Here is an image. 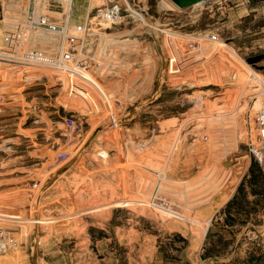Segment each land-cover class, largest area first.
Masks as SVG:
<instances>
[{
  "label": "rangeland",
  "instance_id": "374dc122",
  "mask_svg": "<svg viewBox=\"0 0 264 264\" xmlns=\"http://www.w3.org/2000/svg\"><path fill=\"white\" fill-rule=\"evenodd\" d=\"M104 3L73 0L70 26ZM129 4L121 22L69 28L74 43L42 29L23 41L9 21H25L28 1L12 2L18 16L0 5V264H150L158 244L164 262L214 261L230 242L208 236L210 210L241 177L235 210H264L248 151L264 104V0ZM70 47L89 66L28 54ZM248 222L243 242L264 253Z\"/></svg>",
  "mask_w": 264,
  "mask_h": 264
},
{
  "label": "built area",
  "instance_id": "2783aa9c",
  "mask_svg": "<svg viewBox=\"0 0 264 264\" xmlns=\"http://www.w3.org/2000/svg\"><path fill=\"white\" fill-rule=\"evenodd\" d=\"M16 1V6L21 0H0V5L2 10L8 8L7 10L13 16L19 15V10H15L12 7V2ZM28 5H26L21 12L25 15V21L21 22L16 19L9 21L10 27L14 25L15 28H18L20 33L24 36L22 40H27L28 29H42L48 34H54L56 36H63L68 38H73L70 41L74 43V35L71 33L68 34L69 28H74L78 33H88L92 29L94 23L99 24H113L123 21V9H130V0H105V3L101 6L95 7V13L92 16H87L85 21L81 24L70 26L73 20V0H27ZM11 7V8H10ZM45 9L49 12H45ZM51 12L59 14V17L52 15ZM17 12V13H15ZM10 14V15H11ZM11 15V16H12ZM29 31V30H28ZM216 39V36H212ZM21 40V41H22ZM21 43V42H20ZM19 44V42H18ZM20 46V44H19ZM33 56H39L43 58V62L53 65L59 71L70 67L72 63L77 64V68L87 67L90 64V60L87 57H81L77 54L75 49L68 48L63 50L59 57H51L49 55L45 56L40 53L38 50H32L30 52ZM28 53V54H30ZM253 137L252 141L249 143V154L261 165L264 166V104L256 112L253 119ZM251 240H254L258 246L263 247L264 242L257 241L258 235L250 237ZM4 239V232H0V254L7 251L9 248V243ZM200 264H214L213 260H204L200 257Z\"/></svg>",
  "mask_w": 264,
  "mask_h": 264
},
{
  "label": "crops",
  "instance_id": "0c3cea01",
  "mask_svg": "<svg viewBox=\"0 0 264 264\" xmlns=\"http://www.w3.org/2000/svg\"><path fill=\"white\" fill-rule=\"evenodd\" d=\"M243 177L240 178L238 184L229 192V194H227V196L218 205L213 206L212 210H210L211 222L209 224V228L207 231L210 234V237L214 235L215 232H217V234L220 233L222 235L223 239L230 242V245L226 250V252L221 254L220 258L217 257L216 260H214V264H251L248 262L247 258L250 255V253L253 252L254 250L251 251L252 247H247V243L243 242V240L247 239L244 236L245 234L244 232L246 229V225L244 223L246 221L247 222L252 221L253 216L256 217L257 223L256 224H253L251 222L248 223H250L253 227L257 228L258 230L264 233V210L253 214L243 211L241 209L235 210L233 206L229 209L227 207L228 203L236 195ZM255 197L257 196L253 194L250 195V199ZM252 202L253 201H250V203ZM243 216H245L246 218L243 219L242 218ZM112 217H113V211L111 210L110 216L106 219V222L109 223ZM97 223H99V221H97ZM91 225L94 226L93 223ZM202 232L201 235L203 236L205 230ZM182 236L185 239H187L185 235L182 234ZM149 239H151V237H149ZM155 244H157L156 241ZM201 245L203 246V242ZM159 247H160L159 244L155 246V249L152 252V256H153L152 263L150 264H183V261L191 260L193 258L192 255L190 254L177 255L178 258H181L182 260H178L177 263H172L168 261V259H166V261L164 262L163 259L160 257ZM238 256L242 257L243 259L241 261H236L235 259H233L234 257H238ZM198 263L199 261L197 259L195 262H191L190 264H198Z\"/></svg>",
  "mask_w": 264,
  "mask_h": 264
},
{
  "label": "trees",
  "instance_id": "16d2710c",
  "mask_svg": "<svg viewBox=\"0 0 264 264\" xmlns=\"http://www.w3.org/2000/svg\"><path fill=\"white\" fill-rule=\"evenodd\" d=\"M250 176H251V185L255 186L252 189V192L255 194H258L263 196L264 195V173L263 170L261 169L260 165L254 161L250 167ZM262 182V187L258 186V183ZM245 182L246 180L242 181V183L239 185L238 188V193L242 194V199L246 200L247 199V193L245 191ZM261 188V189H260ZM238 195L236 194L234 198L228 203V209L231 208L232 206L238 205L240 202H238ZM209 236V233H208ZM215 253L214 250L207 249L206 253H204V257L207 256H212V254ZM248 262L251 264H263L264 263V253H258L257 251H253L250 253L248 256Z\"/></svg>",
  "mask_w": 264,
  "mask_h": 264
},
{
  "label": "water",
  "instance_id": "95a60500",
  "mask_svg": "<svg viewBox=\"0 0 264 264\" xmlns=\"http://www.w3.org/2000/svg\"><path fill=\"white\" fill-rule=\"evenodd\" d=\"M173 4H175L177 7L184 9L191 6H194V4L198 2H206L207 0H170ZM64 155H61L59 158H63Z\"/></svg>",
  "mask_w": 264,
  "mask_h": 264
},
{
  "label": "bare ground",
  "instance_id": "6f19581e",
  "mask_svg": "<svg viewBox=\"0 0 264 264\" xmlns=\"http://www.w3.org/2000/svg\"><path fill=\"white\" fill-rule=\"evenodd\" d=\"M197 4H198V3H197ZM29 58L32 59L34 62H35V61H36V62L43 61V58H42V57H39V56H33L31 53H30V57H29ZM209 223H210V221L207 222V224H206V228H205V229H207ZM2 254H4V253H2ZM2 254H0V255H2Z\"/></svg>",
  "mask_w": 264,
  "mask_h": 264
}]
</instances>
